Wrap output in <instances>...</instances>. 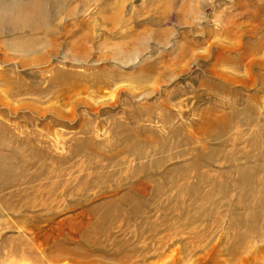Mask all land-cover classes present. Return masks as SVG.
Listing matches in <instances>:
<instances>
[{"label": "rangeland", "instance_id": "rangeland-1", "mask_svg": "<svg viewBox=\"0 0 264 264\" xmlns=\"http://www.w3.org/2000/svg\"><path fill=\"white\" fill-rule=\"evenodd\" d=\"M0 264H264V0H0Z\"/></svg>", "mask_w": 264, "mask_h": 264}]
</instances>
